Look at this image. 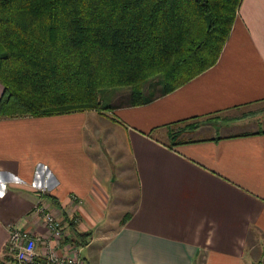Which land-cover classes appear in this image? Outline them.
I'll use <instances>...</instances> for the list:
<instances>
[{"label": "crops", "instance_id": "0c3cea01", "mask_svg": "<svg viewBox=\"0 0 264 264\" xmlns=\"http://www.w3.org/2000/svg\"><path fill=\"white\" fill-rule=\"evenodd\" d=\"M90 112L0 117L4 264H16L11 227L39 235L38 253L48 242L65 252L71 217L90 233L79 245L85 264H264V0H241L206 70L150 102L116 106L103 136L95 115L90 134ZM170 128L181 131L173 147ZM39 201L67 229L59 245ZM126 207L108 225V212Z\"/></svg>", "mask_w": 264, "mask_h": 264}, {"label": "trees", "instance_id": "16d2710c", "mask_svg": "<svg viewBox=\"0 0 264 264\" xmlns=\"http://www.w3.org/2000/svg\"><path fill=\"white\" fill-rule=\"evenodd\" d=\"M240 2L0 0V117L102 112L103 89L150 102L217 61ZM180 134L170 128V147ZM67 223L85 245L90 233Z\"/></svg>", "mask_w": 264, "mask_h": 264}, {"label": "built area", "instance_id": "2783aa9c", "mask_svg": "<svg viewBox=\"0 0 264 264\" xmlns=\"http://www.w3.org/2000/svg\"><path fill=\"white\" fill-rule=\"evenodd\" d=\"M34 211L39 216L49 238H54L57 245L59 241L67 237V229L62 219L50 210L47 205L39 201L34 206ZM39 235H34L30 230L11 227L6 245L7 252L12 256L16 264H85L80 255L79 245L68 243L65 252H58L55 245L49 242L43 251H36V242Z\"/></svg>", "mask_w": 264, "mask_h": 264}, {"label": "rangeland", "instance_id": "374dc122", "mask_svg": "<svg viewBox=\"0 0 264 264\" xmlns=\"http://www.w3.org/2000/svg\"><path fill=\"white\" fill-rule=\"evenodd\" d=\"M100 95H101V105L105 108L102 110V112L88 113L87 123L90 129V134H93V124L95 121L93 115L98 116L99 117L98 126H99L100 131H98L96 134L101 133V136H103V133L105 131L104 127L107 128V125H113L112 120L119 119L117 117L116 112H114L115 107L118 105L119 107L127 106L130 99H129V93L127 89H121V90L103 89L101 90ZM108 147L109 146H107V148ZM107 154L110 156V159L113 157V154L111 151H108ZM112 168H113V171L116 169L113 166ZM122 180L123 178L119 179L120 182ZM127 211L129 210L126 207L120 210L116 209L115 211L108 212V220H110L109 221L110 224L108 225H112V223L114 222L116 224L117 220L121 219L124 213H126ZM0 261H1L0 264H4L3 260H0Z\"/></svg>", "mask_w": 264, "mask_h": 264}]
</instances>
